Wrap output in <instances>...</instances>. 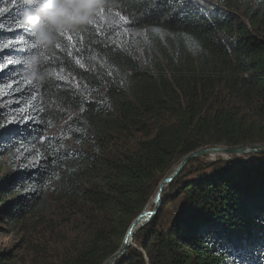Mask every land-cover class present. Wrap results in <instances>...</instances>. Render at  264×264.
Returning <instances> with one entry per match:
<instances>
[{
    "label": "trees",
    "instance_id": "16d2710c",
    "mask_svg": "<svg viewBox=\"0 0 264 264\" xmlns=\"http://www.w3.org/2000/svg\"><path fill=\"white\" fill-rule=\"evenodd\" d=\"M87 3L32 78L33 5L0 0V233L31 241L0 264H104L186 155L264 145V0ZM208 159L120 264H264V160Z\"/></svg>",
    "mask_w": 264,
    "mask_h": 264
},
{
    "label": "clouds",
    "instance_id": "9594fccd",
    "mask_svg": "<svg viewBox=\"0 0 264 264\" xmlns=\"http://www.w3.org/2000/svg\"><path fill=\"white\" fill-rule=\"evenodd\" d=\"M33 7L25 9L24 23L35 39V48L24 61L30 77L39 76L38 66L45 59L40 49L51 48L56 33L92 23L95 8L85 0H30Z\"/></svg>",
    "mask_w": 264,
    "mask_h": 264
},
{
    "label": "water",
    "instance_id": "95a60500",
    "mask_svg": "<svg viewBox=\"0 0 264 264\" xmlns=\"http://www.w3.org/2000/svg\"><path fill=\"white\" fill-rule=\"evenodd\" d=\"M247 153H253V154H259L262 155L261 157H264V146L262 145H253V146H245V147H207V148H201L194 152L189 153L186 155L183 160L173 168V170L161 181L158 191L156 193V196L154 198V202L156 204V207L154 210H147L144 209L132 222L130 225L127 234L125 236V239L123 241V245L120 248L118 252L113 254L111 257H109L104 264H120L126 257L128 253V249L131 245H133L134 236L136 232L142 228L145 224L150 222L158 213L160 207L163 204L164 201V190L165 187L169 186L170 183L173 181V179L182 171V169L186 166V164L198 157H212L215 155H222L223 157H227L229 155H240V154H247ZM231 159V157H230ZM137 225V226H136ZM136 227V228H135Z\"/></svg>",
    "mask_w": 264,
    "mask_h": 264
},
{
    "label": "rangeland",
    "instance_id": "374dc122",
    "mask_svg": "<svg viewBox=\"0 0 264 264\" xmlns=\"http://www.w3.org/2000/svg\"><path fill=\"white\" fill-rule=\"evenodd\" d=\"M264 146V145H262ZM248 147V146H247ZM252 155V156H250ZM262 155H259V154H253V153H247V154H240L239 156L238 155H229L227 157H223L222 155H215V156H210L208 157L209 161L210 160H216L218 158H222V159H231L230 160H240V161H243V160H246V161H254V160H264L263 158L264 157H261ZM167 187H165L166 189ZM155 198V197H154ZM154 198L153 200L151 201V203L145 208L147 210H154L155 207H156V204L154 202ZM162 207V206H161ZM160 207V209H161ZM159 209V210H160ZM30 233V232H29ZM30 241V237L29 235H25L24 232H13L9 229H6L3 233H0V246L2 248H5V249H13L15 250V253L17 255V258L21 257V256H25V255H28V249L25 250L28 246V242L26 241Z\"/></svg>",
    "mask_w": 264,
    "mask_h": 264
},
{
    "label": "snow or ice",
    "instance_id": "6c2138e0",
    "mask_svg": "<svg viewBox=\"0 0 264 264\" xmlns=\"http://www.w3.org/2000/svg\"><path fill=\"white\" fill-rule=\"evenodd\" d=\"M85 2H88V0H85ZM100 12H103V9H100ZM118 15H119V13H118ZM120 18L124 19L123 16H121ZM88 24H93V22L92 23H88ZM61 35H64V33L61 32ZM66 38H67L68 41H70L72 43V46H75V44L77 43L76 39H74V37L71 34H69ZM79 39L82 40L83 37L81 36ZM12 46H13L12 43L9 42L8 44H5L2 47H0V51H3V48L12 47ZM56 47L59 48L60 45L57 44ZM45 59H48V58L46 57ZM4 67H6V65H0V71H3ZM29 83H31V81H29Z\"/></svg>",
    "mask_w": 264,
    "mask_h": 264
},
{
    "label": "bare ground",
    "instance_id": "6f19581e",
    "mask_svg": "<svg viewBox=\"0 0 264 264\" xmlns=\"http://www.w3.org/2000/svg\"><path fill=\"white\" fill-rule=\"evenodd\" d=\"M250 156H252V155H250ZM225 157V156H224ZM156 196V195H155ZM137 226V225H136ZM136 228V227H135Z\"/></svg>",
    "mask_w": 264,
    "mask_h": 264
}]
</instances>
